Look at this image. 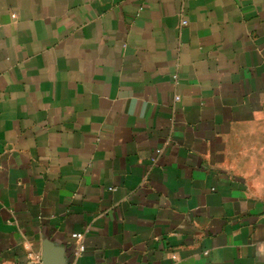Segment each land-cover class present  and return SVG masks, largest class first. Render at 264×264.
<instances>
[{
	"label": "crops",
	"instance_id": "obj_1",
	"mask_svg": "<svg viewBox=\"0 0 264 264\" xmlns=\"http://www.w3.org/2000/svg\"><path fill=\"white\" fill-rule=\"evenodd\" d=\"M44 253L264 264V0H0V264Z\"/></svg>",
	"mask_w": 264,
	"mask_h": 264
},
{
	"label": "built area",
	"instance_id": "obj_2",
	"mask_svg": "<svg viewBox=\"0 0 264 264\" xmlns=\"http://www.w3.org/2000/svg\"><path fill=\"white\" fill-rule=\"evenodd\" d=\"M180 24H181L182 26L186 25V20H185V19H182L181 22H180ZM176 77H177V76H176V74H175V75L173 76V78H176ZM177 99H178V96H175V100H177ZM159 152H160L159 149L156 150V153H159ZM71 236H72L76 241H78L77 249H76V251H75V254L78 255L80 252L84 251V249H85V246H84V244L82 243L83 232H74V233L71 234ZM28 257H29L30 259H35V258H36V256H35L34 253H32V252L28 253ZM38 264H42V263L39 262Z\"/></svg>",
	"mask_w": 264,
	"mask_h": 264
},
{
	"label": "water",
	"instance_id": "obj_3",
	"mask_svg": "<svg viewBox=\"0 0 264 264\" xmlns=\"http://www.w3.org/2000/svg\"><path fill=\"white\" fill-rule=\"evenodd\" d=\"M184 34H185V31H184ZM45 257H46V253L43 254V258H42L43 264H52V263L47 262ZM60 258H61V256H60ZM62 259H63V258H62ZM61 261H62V262L57 263V264H67V262H66L65 259H63V260H61ZM53 264H54V263H53ZM55 264H56V263H55Z\"/></svg>",
	"mask_w": 264,
	"mask_h": 264
}]
</instances>
